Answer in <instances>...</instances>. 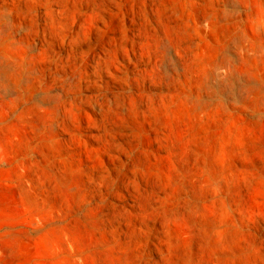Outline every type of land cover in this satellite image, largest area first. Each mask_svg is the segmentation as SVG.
<instances>
[{"label":"rangeland","instance_id":"rangeland-1","mask_svg":"<svg viewBox=\"0 0 264 264\" xmlns=\"http://www.w3.org/2000/svg\"><path fill=\"white\" fill-rule=\"evenodd\" d=\"M0 264H264V0H0Z\"/></svg>","mask_w":264,"mask_h":264}]
</instances>
